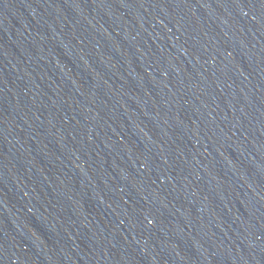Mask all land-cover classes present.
Returning a JSON list of instances; mask_svg holds the SVG:
<instances>
[{"label":"water","instance_id":"1","mask_svg":"<svg viewBox=\"0 0 264 264\" xmlns=\"http://www.w3.org/2000/svg\"><path fill=\"white\" fill-rule=\"evenodd\" d=\"M0 264H264V0H0Z\"/></svg>","mask_w":264,"mask_h":264}]
</instances>
